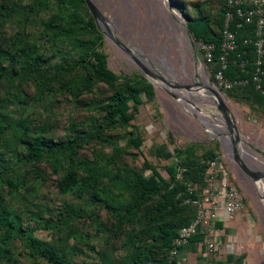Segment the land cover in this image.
Returning a JSON list of instances; mask_svg holds the SVG:
<instances>
[{"label":"rangeland","instance_id":"obj_1","mask_svg":"<svg viewBox=\"0 0 264 264\" xmlns=\"http://www.w3.org/2000/svg\"><path fill=\"white\" fill-rule=\"evenodd\" d=\"M93 1L105 18V23L99 20L97 26L102 36L100 49L107 55L108 68L117 76H131L137 81L143 80L146 85L151 84L154 95L151 99L142 92L141 104L130 101V112L134 114L130 124L102 130V138H96L87 144L80 157L93 158L103 154L108 159L114 154L115 160L112 164L125 176L143 173L150 177L158 173L166 179H169V175L165 168L174 163L175 148L188 149L187 156L197 163L204 162V156L207 154L220 157L229 173V181L243 195L245 207L231 221L224 222L223 229H217L216 251L220 253L207 254L210 255L211 261L226 262V255L232 253L236 257L242 256L241 260L234 264H261L264 261V192L257 184L264 180V113L225 95L229 114L239 133L237 147L243 145L245 151L250 150L261 161L241 157L243 162L238 163L230 157L233 151L228 125L218 106L207 93L208 88L195 72L201 67L202 61L198 43L191 31L186 30L190 15L181 10L182 2ZM187 2H200L204 8L215 14L221 8L223 0ZM42 34L43 31L38 32L37 36ZM184 34L192 42L191 49L183 38ZM40 40L39 45L46 43L43 39ZM69 50V46L59 50V60L62 59V54L69 56ZM131 55L150 62L155 76L143 70ZM162 55L166 56L165 65L170 67L172 74L158 63L156 56ZM153 82L158 83L154 85ZM199 87H204L202 89L206 92V98L187 94L189 98L184 102L195 108L194 111L180 102L178 92H190ZM110 92L108 86L97 84L91 92H86L81 98L88 107H82L81 104H75L69 98L59 95L56 100L48 99L29 109L8 106L7 110L2 109L1 112L6 114L9 120H15L22 114L30 119L33 128H44L55 138H65L69 135L68 128L72 122L81 124L87 121H101L103 99ZM90 102L93 106H90ZM211 112L222 116V130L214 128L216 121L212 119ZM201 118L208 125V121L211 122L209 126L216 130L213 134L208 131ZM136 135L143 140L139 148L129 143L130 138ZM104 138L110 142H104ZM110 144L120 150L113 152V146ZM16 153L9 152L1 158L8 160L13 154L15 160ZM167 153L173 156L169 158ZM211 160L209 159L207 164ZM105 161L107 162L105 159L101 160V164ZM57 179L58 175L52 171L51 165L40 164V170L29 177L31 185L22 192L11 195L4 188L3 206L14 208L21 213L24 226L33 228L36 238L53 245L59 252H64L67 259L75 264H106L111 259L127 254L129 247L123 245V240L125 231L129 230L131 225L124 227L121 239H117L113 234L119 210L131 209L133 205L130 187L112 189L111 193L106 194L103 188L109 181L104 179L97 190H86L78 196L61 194L56 186ZM177 179H181V174L177 175ZM95 192L99 199L92 200ZM149 206L151 204L147 205ZM260 212H263V215L260 216ZM252 236L255 241L251 240ZM21 252L25 253L24 250ZM27 255L20 257L23 264H45Z\"/></svg>","mask_w":264,"mask_h":264},{"label":"trees","instance_id":"obj_2","mask_svg":"<svg viewBox=\"0 0 264 264\" xmlns=\"http://www.w3.org/2000/svg\"><path fill=\"white\" fill-rule=\"evenodd\" d=\"M180 1L181 10L190 15L188 26L195 41L202 39L215 44L217 59L226 0L215 14L200 2ZM42 31V36H37ZM242 34V31L237 32L239 47L232 53L225 77L245 79L248 83L244 88L225 94L264 113V95L255 89L252 80L253 47L243 43ZM40 39L46 42L42 46L38 44ZM101 43V33L85 0H0V264H23L20 257L24 254L45 264H75L64 252L36 238L34 229L24 226L21 213L3 206L4 188L11 195L22 192L31 185V174L40 170V164L44 163L51 165L58 175L56 186L61 194L81 196L86 190H97L104 179L109 181L103 188L106 194L112 189L130 187L133 205L131 209L119 210L113 234L121 239L124 227L131 225L123 240L129 252L106 264H168V254L178 230L197 215L196 207L186 200L198 198V190L206 184L207 161L217 156L207 154L204 162L197 163L187 156L188 149L175 148L174 163L165 168L169 179L158 173L150 177L143 173L125 176L112 164L114 154L108 159L103 154L80 157L87 144L102 138V130L130 124L134 118L130 101L141 104L142 92L151 99L154 95L151 84L146 85L143 80L137 81L131 76H117L111 71L107 55L100 49ZM67 46L70 47L69 56L62 54L59 60L58 51ZM97 84L111 89L103 99L101 121L72 122L65 138H55L44 128H33L30 119L22 114L9 120L1 112L8 106L29 109L48 99L56 100L59 95L88 107L81 98ZM90 106H93L91 102ZM104 142L110 141L104 138ZM142 142L139 135L129 140L136 148ZM119 150L113 146V152ZM13 151L17 152V159L14 160L13 154L8 160L1 158ZM103 159L107 162L101 164ZM179 174L181 179H177ZM190 184L196 185L197 190L190 192ZM97 199L99 195L95 192L92 200ZM148 204L151 206L147 207ZM222 225L217 222L220 228ZM205 237V230L200 228L189 245H197ZM241 257L228 254L226 262L219 264H234Z\"/></svg>","mask_w":264,"mask_h":264},{"label":"built area","instance_id":"obj_3","mask_svg":"<svg viewBox=\"0 0 264 264\" xmlns=\"http://www.w3.org/2000/svg\"><path fill=\"white\" fill-rule=\"evenodd\" d=\"M242 31L243 43L253 47L254 72L252 80L255 89L264 95V0H226V13L222 29V39L219 46V56L216 59V46L202 39L197 43L202 61V69L210 82V89L218 90L225 99V93L236 88H244L248 80L225 77L232 53L238 49L237 32ZM245 62L242 63V67ZM213 78L214 81H210ZM212 102L216 98L208 90ZM204 188L198 190V198L187 199L196 207V217L186 226L181 227L172 241L168 254V264H177L181 250L190 243V239L200 228L206 232L204 240L208 253L216 251L218 246L215 221H223V217L232 218L245 207L244 197L229 181V173L220 157L208 163ZM188 190H197L194 184L188 185Z\"/></svg>","mask_w":264,"mask_h":264},{"label":"water","instance_id":"obj_4","mask_svg":"<svg viewBox=\"0 0 264 264\" xmlns=\"http://www.w3.org/2000/svg\"><path fill=\"white\" fill-rule=\"evenodd\" d=\"M85 2H86L88 9L90 10L92 16L96 20L97 25L99 24V20L105 23V18L101 14V11L96 6L94 1L93 0H85ZM186 30L190 31L189 26L186 27ZM151 75L155 76V73L151 71ZM159 78L161 80L165 81L161 76H159ZM153 84L155 85L156 83L153 82ZM207 88L215 96L216 105L218 106V109L222 113L223 118L225 119V121L228 125V131H229L230 140L232 142V151H233V154L230 155V157H233L234 160L237 161L238 163L243 162L241 156H239L238 147H237V141L239 140V133L237 131L235 121L233 120V118L229 114V109L226 105L225 99L223 98V96L220 94V92L218 90L210 89L209 87H207ZM254 177H256V176H254ZM261 264H264V261Z\"/></svg>","mask_w":264,"mask_h":264},{"label":"bare ground","instance_id":"obj_5","mask_svg":"<svg viewBox=\"0 0 264 264\" xmlns=\"http://www.w3.org/2000/svg\"><path fill=\"white\" fill-rule=\"evenodd\" d=\"M178 17V16H177ZM180 18V17H179ZM183 25V24H182ZM102 26V25H101ZM109 27L110 28H112V24L111 23H109ZM183 38H184V40H185V42H187V44L189 45V47H190V49H191V47H193L192 46V42H191V40L189 39V38H187L186 36H185V34L183 35ZM145 64L147 65V66H149L150 68H151V66H150V64H149V62H145ZM196 74H198V76H200V78L202 79V81H203V85L205 86V87H210L211 85H210V82H209V79H208V77L205 75V72H204V70L202 69V67H199L198 69H196ZM193 77V76H192ZM156 83H158V82H156ZM202 88H204V87H202ZM202 88H196V89H193V91H190V92H187V91H182V92H178L179 93V96H180V98H181V100H180V102L183 104V105H187V107L189 108V109H192V110H194V111H196V109L195 108H193V107H191L190 105H188V104H186V103H184L185 101H186V99H188L189 98V96L187 95V94H191L192 96H194V97H198V95H200V96H202L203 98H206V96H205V91L202 89ZM208 97H209V95H208ZM199 109V108H198ZM201 111H203L204 112V110H202V109H200ZM200 111V112H201ZM202 113V112H201ZM205 113V112H204ZM199 115V114H198ZM200 117V116H199ZM222 117V116H221ZM220 116H218V118H219V124H216L215 125V128H216V130H222L223 129V126H222V124H221V120H222V118H221ZM202 119V118H201ZM225 120V119H224ZM202 121H203V123L207 126V128H208V131L211 133V134H213V132L214 131H216V130H214L213 128H211L207 123H206V121L205 120H203L202 119ZM244 147H243V145H239L238 146V152H239V154H240V156L241 155H243V156H241L242 158H244V157H247L248 159H250V160H252V161H256V160H259L260 161V159L257 157V156H255V155H253L252 154V152L250 151V150H244L243 149ZM241 151V152H240ZM246 158V159H247ZM245 159V158H244ZM261 162V161H260ZM257 163V162H256ZM259 163V162H258ZM258 185V184H257ZM261 189V188H260Z\"/></svg>","mask_w":264,"mask_h":264},{"label":"crops","instance_id":"obj_6","mask_svg":"<svg viewBox=\"0 0 264 264\" xmlns=\"http://www.w3.org/2000/svg\"><path fill=\"white\" fill-rule=\"evenodd\" d=\"M247 215V214H246ZM263 215V212H260V216ZM235 216H233L232 218H227V217H223L224 220L223 221H215L214 222V227L217 230H221L224 227V222H228L231 221ZM217 222H221L222 228H220L219 226H217ZM254 237L252 236L251 240H253ZM250 240V241H251ZM234 241V240H233ZM251 241V242H252ZM193 243H191L190 245L188 244L186 247H184L177 259V264H219V263H225V261H221V260H214L211 261L210 260V255L207 254L206 250H205V245H204V241L199 242L197 245H194ZM218 249V246H217ZM216 249V250H217ZM216 253H220L219 251H215L213 252V254ZM232 254V253H231ZM195 257V259H194ZM194 259V261H193ZM226 259H227V255H226Z\"/></svg>","mask_w":264,"mask_h":264},{"label":"flooded vegetation","instance_id":"obj_7","mask_svg":"<svg viewBox=\"0 0 264 264\" xmlns=\"http://www.w3.org/2000/svg\"><path fill=\"white\" fill-rule=\"evenodd\" d=\"M190 29V28H189ZM132 57H133V59L138 63V64H140L141 66H142V68H143V70H145V71H147V72H150L151 73V71L152 72H154L149 66H147L146 64H145V62H148V61H143V60H140L139 59V57L138 58H136L135 56H133V55H131ZM156 59L158 60V63L162 66V67H164L168 72H170V67L169 66H166L165 65V63H166V61H167V59H166V56H164V55H162V56H156ZM139 60V61H138ZM145 66H144V65ZM149 64H150V62H149ZM150 66H151V64H150ZM201 66H202V62H201ZM149 69H151V70H149ZM196 72V71H195ZM171 73V72H170ZM172 74V73H171ZM210 98L211 99H213L212 97H211V95H210ZM212 114V119H215V121H216V123L214 124V128H215V125L216 124H219V118H218V115L217 114H215V113H213V112H211ZM208 123H210L211 124V122L210 121H208ZM209 124V125H210ZM241 152V151H240ZM258 186H259V189L261 188V190H263V192H264V180H261V181H259L258 182Z\"/></svg>","mask_w":264,"mask_h":264}]
</instances>
